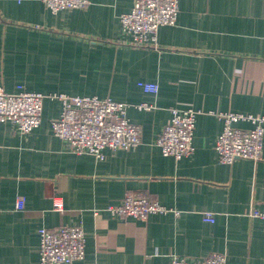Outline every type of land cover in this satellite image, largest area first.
<instances>
[{
  "label": "crops",
  "instance_id": "0c3cea01",
  "mask_svg": "<svg viewBox=\"0 0 264 264\" xmlns=\"http://www.w3.org/2000/svg\"><path fill=\"white\" fill-rule=\"evenodd\" d=\"M133 4L91 0L54 13L43 0H0V87L110 97L142 128L138 145L107 147L100 160L55 135L59 101L45 98L41 124L27 134L0 124V264H40L39 229L77 224L86 254L72 264H170L173 254L195 261L212 251L227 264H264V219L249 216L264 212V140L257 162L223 163L215 149L218 113L264 115V0H179L176 24L159 28L156 46L127 41L120 15ZM144 102L152 108L137 106ZM171 107L200 110L194 151L179 160L156 143ZM133 191L171 211L137 219L107 210ZM55 196L64 211L54 210Z\"/></svg>",
  "mask_w": 264,
  "mask_h": 264
},
{
  "label": "built area",
  "instance_id": "2783aa9c",
  "mask_svg": "<svg viewBox=\"0 0 264 264\" xmlns=\"http://www.w3.org/2000/svg\"><path fill=\"white\" fill-rule=\"evenodd\" d=\"M52 12L67 9L85 8L91 0H43ZM179 13V0H134L130 11L120 15L122 31L127 41L136 46L158 43L159 28L175 25ZM139 86L149 93H157L159 85L154 82L139 81ZM45 98L61 103L60 114L51 120L57 137L67 143L75 153H88L97 159H104V150L130 149L141 142L142 128L130 121L127 116L128 104L110 97L96 95H72L66 92H41L27 90L18 85L15 92L0 87V124L11 121L18 131L27 134L37 128L42 121ZM141 109H151L149 103L137 105ZM171 116L157 138V145L163 155L173 156L176 160L194 151L193 135L197 115L200 110L193 107L170 108ZM223 128L215 142V149L223 163L231 164L238 158L255 162L262 159L264 140V115L227 111L218 113ZM247 123L249 126H240ZM17 208L25 207V197L17 198ZM53 208L64 211V201L55 196ZM113 215L132 216L146 219L150 214L168 213V207L145 191L127 193L120 204L107 207ZM99 215V212H95ZM179 215V211H175ZM251 218H263L264 212L252 208ZM204 221L214 222L211 212L203 214ZM40 264H72L84 259L86 238L82 224L62 225L56 228L41 227ZM224 252L212 251L199 260H189L171 255L170 264H227Z\"/></svg>",
  "mask_w": 264,
  "mask_h": 264
}]
</instances>
